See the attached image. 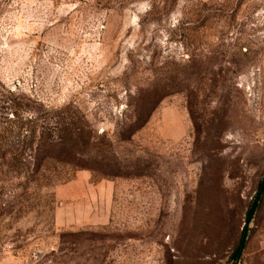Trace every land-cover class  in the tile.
<instances>
[{"label": "rangeland", "instance_id": "1", "mask_svg": "<svg viewBox=\"0 0 264 264\" xmlns=\"http://www.w3.org/2000/svg\"><path fill=\"white\" fill-rule=\"evenodd\" d=\"M263 175L264 0H0V264H264Z\"/></svg>", "mask_w": 264, "mask_h": 264}, {"label": "trees", "instance_id": "2", "mask_svg": "<svg viewBox=\"0 0 264 264\" xmlns=\"http://www.w3.org/2000/svg\"><path fill=\"white\" fill-rule=\"evenodd\" d=\"M162 96V95H161ZM160 97V95H159ZM158 98V96H157ZM147 106V107H146ZM154 104L152 105H148V103L146 104L144 101L140 104H138V106L136 107L137 113L141 112V109L145 108V111H149L153 108ZM145 122V119H139L138 125L137 126H141L143 123ZM70 148V147H69ZM69 152H73L72 154L75 155L76 153L80 154L83 153L80 151L79 147H77L76 145H74L73 147L71 146V148L69 149ZM67 162H70L74 165L80 166V167H88V168H92L95 170H99L104 174H109V175H115V174H121L122 171H120L118 168L114 167V165H111L110 163H104L103 162V158H98V154L95 152H89L87 154V156H82V157H68V159H66ZM94 163L98 164V165H93ZM102 165H105L107 167H102ZM94 166V167H93ZM264 193V175L261 178V180L258 183V188L257 191L253 197V199L251 200L249 207L247 209L246 212V221H250V219L252 218L256 208L258 207V204L262 198V195ZM247 229L248 226L247 224L244 225L242 231H241V235L238 239L237 244L234 246L233 250L231 251L230 257L232 262L230 264H237V261L239 260L242 250L245 246V242H246V235H247Z\"/></svg>", "mask_w": 264, "mask_h": 264}]
</instances>
